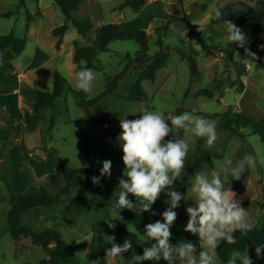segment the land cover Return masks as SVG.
Returning a JSON list of instances; mask_svg holds the SVG:
<instances>
[{"label": "rangeland", "instance_id": "rangeland-1", "mask_svg": "<svg viewBox=\"0 0 264 264\" xmlns=\"http://www.w3.org/2000/svg\"><path fill=\"white\" fill-rule=\"evenodd\" d=\"M23 1L25 5L21 6L18 15L9 19L0 17V35L13 32L17 38H24L27 35V12L40 15L35 16L34 20L42 18L43 12L42 36L33 38L31 43L39 41L42 44L46 59L45 63L36 69L32 79L42 91L51 92L53 70L59 71L68 80L73 90L81 92L76 87V66L70 54L67 51L56 53L54 48L55 37L50 30L62 25L65 21L60 8L54 0ZM124 1L86 0L81 5V10L74 13V16L76 18L89 16L95 26L117 24L122 30L147 31L151 37L150 54L157 51L155 30L171 22L172 26L165 38L166 46L181 47L187 53L191 48L198 51L199 77L191 84L187 63L174 53L170 56L167 65L158 72L154 82L143 83L149 100L145 103L132 102L127 99V96L131 85L141 71L139 66L132 65L126 70L124 78L113 95L103 97L88 108L92 115L106 117L111 127L119 134L120 120L136 119L141 115L139 111L144 108L161 112L166 117L185 111L192 112L194 116H201L199 113L221 115L232 108L235 112H242L256 119L264 118V70L256 67V62L264 66V36L242 30L248 42L243 48L237 47L233 62H230L224 53L212 49L205 50L196 41L189 40V25H197L206 39L213 38L219 49L229 50L232 43L228 40L226 26L212 25L210 22L214 10L238 1L257 6L264 0H185L183 3H179L178 0H149L148 11L154 14H149L147 17L134 14L130 9L117 10L116 8ZM20 3L21 0H0V15L14 11ZM86 14L88 16L85 17ZM151 17H154L153 23H151ZM95 33L96 29L92 30L87 38L81 40L80 46L89 45ZM66 34L65 44L66 48H69L75 40V35L79 34L72 25H69ZM245 48L254 53V57L246 55ZM138 51L139 46L133 41H113L108 51L98 57L104 69L102 72L93 70L96 79L93 82L92 91L84 92L87 96L86 100L98 98L106 90L107 78H115L123 73L128 64V57L134 59ZM21 60L22 64L27 63L26 58ZM81 65L82 68L85 67V63ZM28 84L31 89H37L33 83ZM1 89L16 90L8 85L0 86ZM202 90L213 92L214 97H197L196 94ZM26 104L30 106L31 112V115L26 117L23 114L13 117L8 110L0 109V133H4L0 134V264H40L47 259L45 252L35 247L31 240H13L8 230L7 213L10 208L11 190L15 193H23L30 188H44L51 194H56L60 190L64 182L55 166L57 160L55 151L65 165L72 168H86L88 160L82 140L90 138L88 152L93 162L102 164L104 160H110L112 169L124 171L122 156H112L98 141L117 148L115 140L104 135V126L101 123H96L86 116L85 110L77 105L72 93L67 91L61 99L57 100L55 109L48 108L39 114L32 111L28 100ZM53 114H55V126L51 132H48L49 121ZM209 120H215L217 124L220 122L219 118ZM216 130L218 139L215 144L208 147L204 138V147L207 151L223 155V158L215 159L209 154H198L194 159V173L201 170L210 174L213 169L222 166L227 157L235 163L246 154L254 156L256 166L247 170L239 180H234L236 189L232 191L236 193L242 206L248 211L250 221L255 227L260 228L264 223L259 205L264 196V144L249 127L242 129L247 136L246 140L231 136L222 129ZM172 138L184 139L189 143L190 150L185 161L186 166L189 158L196 152V136L183 129H177L171 134L170 139ZM15 146H18L19 156L16 166H12L9 156ZM183 175L184 172L180 179L174 182L175 190ZM92 177L91 175L80 177L75 191L65 198L63 205L42 209L39 217L29 214L23 220L24 224L35 232H42L49 228L56 229L63 239L72 245L73 252L83 264H97L87 259L94 238L95 223L109 215L111 222L125 224L129 230H134L121 215L110 211L106 190L99 187L96 193H88L86 184L92 180ZM105 178L112 192L118 195L119 181L113 175L105 176ZM225 188H230V183L226 182ZM85 199L90 201L92 210L79 213L80 205ZM159 199L166 209L168 205L164 201L168 197L162 193ZM190 205L194 206L192 199H188V206ZM103 236L106 241L105 253V250L112 246L108 242L111 237H114L115 242V230L110 229L108 223L103 226ZM141 238L147 239L140 236L139 240ZM82 244H85L86 248L80 249ZM149 244V241L143 243L139 241V245L143 248ZM215 260L216 264H220L217 252ZM114 264H132V261L123 253L116 258ZM157 264H167V262L161 259Z\"/></svg>", "mask_w": 264, "mask_h": 264}, {"label": "trees", "instance_id": "trees-1", "mask_svg": "<svg viewBox=\"0 0 264 264\" xmlns=\"http://www.w3.org/2000/svg\"><path fill=\"white\" fill-rule=\"evenodd\" d=\"M85 0H54L55 4L60 8L64 15L65 21L62 25L55 27L52 31V36L57 38L56 49L59 50L62 44V39L66 35L69 25H72L78 34L82 38H87L88 34L94 29L93 21L89 18H76L74 13L78 12L81 5ZM179 3H183L185 0H178ZM148 0H125L117 10L123 11L130 9L134 14H140L143 8L146 6ZM24 1L21 0L20 5L14 10L9 11L0 17L12 18L18 15L21 6H24ZM224 14L225 20L232 21L241 30L250 32L254 35L264 36V1L260 2L257 6H253L243 1L230 3L220 8ZM35 16L27 12V24L26 32L29 31L31 23L34 21ZM214 16V15H213ZM154 17H151V23H153ZM212 25H224L223 17L220 20L211 18ZM172 23L169 22L167 25L157 28L155 30L156 41L155 46L157 51L154 54H150V35L145 30H122L117 24H104L101 25L95 33V37L89 42V45L81 47L78 43H74L75 52L73 55V63L76 65V72L82 68V63H85V67L103 71V67L98 59L100 54L108 51L109 45L113 41H133L139 46V51L136 53L134 59L128 57V64L124 72L115 78H107L106 90L96 99L86 100L87 96L84 92L73 90L68 80L59 72L53 73V88L51 92H45L39 89H35L37 94V101L31 105V109L34 113H41L45 109H55L57 100L61 99L64 94L68 91L73 94L77 105L85 110L86 116L96 123H101L104 126V135L115 140L116 146L112 147L100 140L106 150L114 157L123 156L122 148L118 140L119 133L115 131L106 117H95L90 113L88 108L95 105L98 100L105 96L113 95L120 83L124 78L126 70L136 65L141 68L135 82L131 85L130 92L127 99L132 102L145 103L149 100L148 93L143 87L144 82H154L157 78V74L162 70L170 60L172 54H176L180 59L187 63L191 75V84L196 81L199 77V69L197 57L199 52L190 49L187 53L184 48L181 47H170L166 46L165 38L167 37L168 30L171 28ZM189 40L191 42L196 41L201 48L205 50H218L226 55L230 62L234 61V56L237 52L238 45L232 44L229 50L219 49L215 44L213 38H205L197 25H189ZM27 45V38H17L13 32L7 35H0V62L11 63L20 57ZM257 69L264 70V66L259 62H256ZM3 70L0 65V75ZM197 97L206 96L213 98L214 93L202 90L196 94ZM205 118L214 119L219 118L220 122L217 124V128L228 132L231 136L238 137L241 140H246L247 136L242 132L244 128H251L253 134L260 137L261 142L264 144V118L256 119L252 116H248L242 112H235L232 108L221 115L202 114ZM170 123V122H169ZM55 126V114H53L49 121L48 132H51ZM172 133L169 134L167 139H170ZM96 140V141H97ZM84 152L88 160V167L86 168H72L71 166L65 165L56 154L55 166L58 169L60 176L63 179V186L56 194H51L44 188H30L27 192L15 193L10 191L9 196V211L7 213V224L8 230L15 241H21L24 239L31 240L32 244L42 249L47 255V259L42 261L40 264H83L76 254L73 252L72 245L67 243L62 235L54 228L46 229L42 232H35L31 227L24 224L23 220L26 215L34 214L39 217L42 209H48L52 207H58L64 204L65 198L73 194L77 187L78 179L82 176H99L100 169L103 164L95 163L91 160L88 152V145L91 139H83ZM197 149L194 156L190 157L185 166L184 175L179 182L176 190L182 194H187L190 186L191 178L194 174V159L198 154H209L215 159L223 158V155L207 151L204 147V138L196 137ZM54 151V150H53ZM19 156L18 146H15L9 156V161L12 166H16ZM111 175L119 181L123 176V170L112 169ZM230 188L236 189L234 180L230 177ZM101 186H96L92 183V180L86 184V190L88 193H96L97 189L101 187L108 193V208H111L112 202L118 198L115 195L105 177H101ZM129 199L135 202V197L131 194ZM262 210L264 218V196L259 204ZM188 206V200H181L180 207L175 209L177 212V219L175 224L171 228L172 238L171 243L173 245L179 243L181 240L192 241L197 245L198 250L200 249L201 242L198 237L185 232L184 228L189 219L186 212ZM92 205L88 199L83 200L80 205L79 213L90 212ZM166 210L162 201L158 199L153 205L152 210L149 212L140 213L139 211L133 212L128 209H122L119 211L127 222L133 226V231L129 230L125 224L118 222H112L116 225L115 227V243L123 245L125 240L132 242V249L124 254L129 256L131 259L134 255H142L143 247L139 245V237H146L145 226L149 223L156 221L162 222V213ZM109 219V215L105 219L98 221L93 226L94 238L89 249L87 259L90 262H97V264H107L105 259L104 247L106 241L103 236V226L108 223L106 220ZM237 243L228 244L227 242H221L220 247L217 249L218 259L220 264H227L230 253L233 250H239L241 252L248 249L250 256L253 259V264H264V249H262L260 257L258 258L255 252V245L264 244V223L260 228L253 227L247 236H242L240 232L235 233ZM150 247L153 243L149 241ZM86 248L85 244L80 245V249ZM177 260L176 264H179ZM32 264V263H29ZM143 264H157V261H144Z\"/></svg>", "mask_w": 264, "mask_h": 264}, {"label": "clouds", "instance_id": "clouds-1", "mask_svg": "<svg viewBox=\"0 0 264 264\" xmlns=\"http://www.w3.org/2000/svg\"><path fill=\"white\" fill-rule=\"evenodd\" d=\"M226 26L228 40L239 47H245L248 38L245 33L232 21L225 20L224 14L217 7L214 10V19L220 20ZM246 55L253 56L245 48ZM76 87L90 93L96 79L93 69L84 67L75 73ZM195 111V110H193ZM141 115L133 120L123 118L120 120L121 132L118 136L123 156L124 171L118 183V198L112 202L110 211L117 213L128 209L140 213L152 210V205L164 193L168 205L162 213V222L156 221L145 226L147 239L141 238L140 242L152 241L150 247L143 249L142 255H134L132 264H143L144 261H160L167 264H216L215 253L221 242L228 244L237 243L236 232L242 236L253 230L254 224L250 221L249 213L237 198L231 188H225V183L239 180L247 170L256 166V158L245 155L233 163L227 157L222 166L213 169L210 174L198 170L192 176L190 190L187 194L175 190L174 182L179 180L185 170L190 145L184 139H166L170 133L183 129L196 137L206 138L208 147H212L217 135V122L203 116H194L192 112H182L178 115L166 117L161 112L147 108L139 111ZM170 122V123H169ZM100 175L92 177V183L100 185L101 177H111L112 162L104 160ZM135 197V202L129 195ZM192 199L194 206L186 208L188 221L184 228L198 237L201 242L200 249L192 241L181 240L173 245L171 228L177 219V212L181 200ZM117 219V218H112ZM110 229L116 225L111 219L106 220ZM111 248L105 250V259L108 264H114L118 256H122L132 249V242L125 240L123 245L114 242V237L108 241ZM264 244L255 245L257 257H260ZM253 264L248 249L241 252L233 250L227 264Z\"/></svg>", "mask_w": 264, "mask_h": 264}, {"label": "crops", "instance_id": "crops-1", "mask_svg": "<svg viewBox=\"0 0 264 264\" xmlns=\"http://www.w3.org/2000/svg\"><path fill=\"white\" fill-rule=\"evenodd\" d=\"M148 9L149 0L146 6L143 8L142 14H139V16L147 17L149 14H154L148 11ZM86 16H88V14H86L85 17ZM43 17L44 13L42 12V18L36 19L31 23L30 29L25 36L27 38V45L24 53L11 63L0 62L1 68L3 70V73L0 75V86L8 85L16 89L15 91L11 89L0 90V109L8 110L13 117L20 116V114H23L25 117L27 115H31L30 106L26 104V100L29 101L30 105L34 104L37 101V94L35 90L30 88L28 84L29 82L33 83L37 89L41 90L37 83L32 79V76L36 69L40 68L42 64L45 63L46 55L42 44H40L39 41L33 43L31 42L33 38L42 36ZM100 26L101 25H94V29L97 30ZM54 28L50 30L51 34ZM66 37L67 34L62 39V44L60 47L61 50L56 49V43L58 39L55 38L54 48L56 53H64L67 51L70 54V58L73 59L75 52L74 43H78L80 45L83 38L80 35H75V40L73 41L71 47L66 48ZM23 58L27 59L26 64H22L21 59ZM54 72L55 70H53V73ZM0 134L4 133L1 132Z\"/></svg>", "mask_w": 264, "mask_h": 264}]
</instances>
